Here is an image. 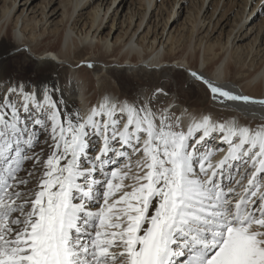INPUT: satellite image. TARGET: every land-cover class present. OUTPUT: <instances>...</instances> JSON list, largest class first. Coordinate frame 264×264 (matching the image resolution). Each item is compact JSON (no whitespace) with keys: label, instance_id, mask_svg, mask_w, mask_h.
<instances>
[{"label":"snow or ice","instance_id":"1","mask_svg":"<svg viewBox=\"0 0 264 264\" xmlns=\"http://www.w3.org/2000/svg\"><path fill=\"white\" fill-rule=\"evenodd\" d=\"M196 119L184 130L170 109L107 99L62 119L50 94L6 86L0 264H264V122ZM214 134L226 150L208 149Z\"/></svg>","mask_w":264,"mask_h":264},{"label":"bare ground","instance_id":"2","mask_svg":"<svg viewBox=\"0 0 264 264\" xmlns=\"http://www.w3.org/2000/svg\"><path fill=\"white\" fill-rule=\"evenodd\" d=\"M17 1L4 0L0 6V92L6 86L19 85L30 92L48 93L57 102L62 119L71 114L86 117L93 106L107 99L109 103L151 102L158 111L170 109L180 117L184 130L193 123V117L199 122L202 115H208L216 123L235 121L255 126L264 122V113L259 110V105L232 103L226 106L216 103L206 83L192 77L191 73L196 72L215 86L257 100L264 99V56L259 64L255 62L260 47L242 52L234 40L229 41L230 36L222 42L195 35L205 19L195 20V25L187 28L190 30L188 35L182 32L178 36L171 31L164 35V27L157 34L147 23L142 28L147 15L144 6L142 11H134L130 26L122 35L108 39L110 34L102 35L100 31L104 21L109 19L111 4L117 0H110L105 6H90L92 0H67L60 11L19 9ZM144 1L148 8L151 0ZM247 1L244 0L245 6ZM204 2L202 0L203 5ZM88 6L90 8L86 10ZM217 7L218 0L214 10ZM136 14L139 17L134 27L131 23ZM214 14L215 11L209 22ZM83 15L88 21H82L80 16ZM57 16L58 23L54 25L53 19ZM238 18L241 20V15ZM239 19L233 29L241 24ZM109 26L113 28L112 24ZM14 55L20 57L21 64L32 66L31 75H20V71L19 74L15 72L17 75L7 73L6 67ZM71 60L74 62L67 65ZM99 61L102 65L98 64ZM87 62L91 63L90 66ZM103 70L113 75L146 73L154 77V84L144 82L143 89L128 94L111 86L105 95H98L99 89L92 75L98 76ZM117 77L115 75L114 78L116 85ZM205 95L209 99L206 103L210 106L208 109L202 106L205 99L201 98ZM193 96L195 99H191ZM205 143L212 151L226 150L227 147L219 142L216 134ZM224 154L216 152L212 162L219 161ZM135 162L136 157L133 156L129 162L133 172L136 171ZM125 183L131 181L126 180Z\"/></svg>","mask_w":264,"mask_h":264},{"label":"rangeland","instance_id":"3","mask_svg":"<svg viewBox=\"0 0 264 264\" xmlns=\"http://www.w3.org/2000/svg\"><path fill=\"white\" fill-rule=\"evenodd\" d=\"M3 1L4 0H0V6H2ZM109 1L110 0H92L90 6L94 4H103L105 6ZM17 2L19 4V9L29 7L32 8L33 11H50L52 9L60 11L67 0H18ZM20 2L27 3L20 4ZM202 5V0H151L150 6L147 8V2L144 0H117L116 3L111 4L108 13L109 19L107 18L104 21L103 28L100 32L102 35L109 33L108 39L116 35H122L125 29L130 26L131 16L134 14V11L140 12L145 6L147 15L142 28L147 23L151 25L154 32L157 34L164 27V35L169 31L178 36H180L182 32L188 35L190 30L187 28H192V26L195 25V20L205 19L199 24L201 27L200 31L199 33L195 32V35L198 34L199 37H210L213 41L221 40L222 42L227 39V36H230L229 41L234 40L242 52H248L252 47L255 48L258 46L260 47V53L257 59H255V62L259 64L264 56V29H261L264 25V0H249L246 6L244 5V0H218V7L216 10H214L216 0H205L204 5ZM90 6H88L86 10H88ZM227 7L230 8L226 9ZM213 11H215V14L211 22H209ZM240 15L241 20L238 18ZM84 16L85 15L80 16L83 18L82 21H88V19H85L87 17ZM138 17L139 15L137 14L132 17L131 26L137 23ZM58 19L59 16L53 19L55 21L54 25L58 23ZM238 19L239 22L241 21V24L233 29ZM111 24L113 25L112 29H110L111 27L109 26ZM232 29L233 31H231ZM250 56L251 55L248 56L247 61ZM73 62L74 60H71L67 65ZM79 64L86 65L85 62H80ZM90 64V62H87V65ZM98 64L102 65L100 61ZM6 69L8 74H16L15 72L18 73V71H20V75L32 74V66L30 64H21V59L17 55L12 56ZM115 75L118 76L116 78L117 80L115 79L117 85L114 82ZM115 75L112 73L106 74L104 70L101 71L98 76L92 75L99 89L98 95L99 93L105 95L111 86L117 87L119 92L128 94L143 89L144 82H152L154 84V80L152 79L154 77L146 73H137V75H130V73L121 75L115 73ZM147 79H151V81H146ZM200 96L202 97L203 94ZM191 99H195L194 96ZM201 99H205L204 105L202 106L208 109L210 107L206 104L209 100L208 96L205 95L204 98ZM232 117L235 118L234 115H232Z\"/></svg>","mask_w":264,"mask_h":264}]
</instances>
